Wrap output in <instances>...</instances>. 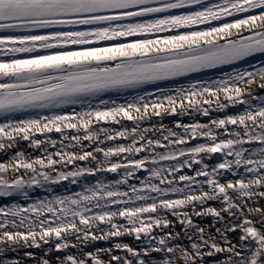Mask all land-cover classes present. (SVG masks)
<instances>
[{
	"label": "snow or ice",
	"instance_id": "6c2138e0",
	"mask_svg": "<svg viewBox=\"0 0 264 264\" xmlns=\"http://www.w3.org/2000/svg\"><path fill=\"white\" fill-rule=\"evenodd\" d=\"M3 157L0 264H264V0H0Z\"/></svg>",
	"mask_w": 264,
	"mask_h": 264
},
{
	"label": "bare ground",
	"instance_id": "6f19581e",
	"mask_svg": "<svg viewBox=\"0 0 264 264\" xmlns=\"http://www.w3.org/2000/svg\"><path fill=\"white\" fill-rule=\"evenodd\" d=\"M254 63L259 64V61H254ZM242 67H248V65H242ZM229 70H231V69H229ZM199 75L204 76L205 79H208V78H218L219 76L223 75V73L220 72L219 70H214V71L209 72L207 75H205V74H199ZM190 81H191V78H187L186 80H184V83H188ZM174 119H176V118L165 117L163 120V123L165 125L172 126ZM183 119L185 120V122H189V118L186 117ZM24 143H26V142H22L21 147L24 146ZM27 152H32L33 155H39L38 151H34L32 149H27ZM6 159H7L6 157L0 158V162H5ZM212 206L218 207L219 205L213 203ZM258 206L264 207V200H261L259 202ZM194 219H195V222L200 223L202 226H205L209 231H214V227H213L214 222H213L212 217H205L202 220L200 218H194ZM219 226H220L219 224L215 225V227H219ZM233 238H234V242L236 239H238V237H236V236H234ZM121 240H122V242L129 243L130 245H132L134 247L137 243L136 241H134V239L132 237H122ZM101 246L108 247V246H110V244H103V242H101ZM119 254L123 255V253H119Z\"/></svg>",
	"mask_w": 264,
	"mask_h": 264
}]
</instances>
